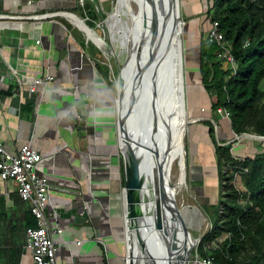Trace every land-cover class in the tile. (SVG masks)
<instances>
[{"label":"crops","instance_id":"crops-1","mask_svg":"<svg viewBox=\"0 0 264 264\" xmlns=\"http://www.w3.org/2000/svg\"><path fill=\"white\" fill-rule=\"evenodd\" d=\"M79 1L0 0V143L13 154L26 143L43 154L37 173L51 185L49 202L57 215L49 220V227L62 264H125L124 162L115 103L119 84L112 74L107 80L98 71L100 59L88 46L90 41L99 46L64 14L85 21ZM90 1L94 10L101 2ZM181 4L188 22L184 39L188 115L213 119L203 111L216 98L209 97L199 70L201 37L211 28L206 15L209 2L181 0ZM98 12L105 20L96 19L102 23L95 22L96 29L112 23L119 31L121 22L114 14ZM121 40L115 34L110 46H118ZM101 41L97 36L102 45ZM111 52L116 58L113 47ZM46 75L54 80L31 93L33 79ZM84 121L86 136L79 134ZM220 123L218 139L235 141L230 118L223 116ZM189 139L196 193L201 201L214 203L219 195L215 152L205 138L194 140L192 130ZM240 142L233 147L236 155L264 150V141L250 138ZM17 187L15 180L0 178V247L14 251V258L24 242L27 207L16 203ZM57 225L62 234L54 232ZM20 264H33L26 247L21 248Z\"/></svg>","mask_w":264,"mask_h":264},{"label":"trees","instance_id":"trees-1","mask_svg":"<svg viewBox=\"0 0 264 264\" xmlns=\"http://www.w3.org/2000/svg\"><path fill=\"white\" fill-rule=\"evenodd\" d=\"M208 2L207 20L210 26L218 23L224 39L218 42L209 36V31L201 37L199 70L209 97L216 98L203 112L212 115L220 130L221 111H227L234 136H264V0ZM84 8L88 16L94 14L95 19L105 20L103 14L93 12L90 0H85ZM86 23L94 28L92 19ZM226 50L235 65L223 57ZM96 66L110 79L106 63L97 62ZM112 86L115 88L114 83ZM191 130L194 140L201 136L214 150L219 181L217 201L202 205L211 226L201 237L198 257H211L215 264H264V150L236 155L233 147L250 138L226 143L218 139L217 130L208 121L199 122ZM124 174L123 167L125 185ZM14 197L16 203L27 205L24 242L17 249V258L12 256L14 251L0 247V264H20L27 229L37 225L29 204L18 193Z\"/></svg>","mask_w":264,"mask_h":264},{"label":"bare ground","instance_id":"bare-ground-1","mask_svg":"<svg viewBox=\"0 0 264 264\" xmlns=\"http://www.w3.org/2000/svg\"><path fill=\"white\" fill-rule=\"evenodd\" d=\"M125 1L127 3L129 12V1L135 2L137 10L133 13L130 12L134 27H132L130 39L126 40L127 37L125 36H128L126 34L124 35L122 33V36L126 42H129L130 45L133 43L141 44V49L144 50V59H148L149 55L148 51L144 48L146 47L147 42L151 38L153 39L155 31L158 33L162 29V24L168 26L165 36L154 53L155 55L153 57L151 69L144 70V75L147 82L143 88V96L145 101L144 105H146L148 114L151 113L150 110L152 109V107L149 106V103L151 105V93L153 91V84L155 83L157 85L156 91L158 93V103L155 113L156 120L153 125L152 123L150 124L151 128L150 132H147L146 146L142 148L143 155L141 160H143V164H145L144 168L146 176L144 178L145 183H143V197L141 196L142 198H138V200L140 201L144 214L147 213V204L149 200H152V197L155 193L153 184L157 182L158 176H160L162 173L164 187L163 190L165 191L163 192V196H165L163 202L165 204L164 208L166 215L168 216L167 220H169L172 223V226H174L173 228H175V246L181 254H184L187 246L192 247L201 239V237H196L191 231L190 223L188 222V219L184 215L183 211L180 209L177 199L178 194L181 193L180 191L186 183L185 133H187V123L185 118H182V103L180 101L179 95L177 94V89L179 87V74H177V72L181 67V58L184 74V88L186 89L183 42L181 36L183 31L182 25L184 24L183 22L180 24L179 21L172 24L170 0H153L152 5L154 4V9L153 6L148 4L146 0ZM121 3L122 0H120L117 11L119 23H123ZM76 22L82 25L80 20L76 19ZM87 34L90 38H93L97 41V35L90 31H88ZM102 46H105L104 42ZM136 66L137 61L133 56L132 61L129 62L124 68V78L126 83L130 84ZM121 87L122 85H120V88ZM139 95L140 92L136 93V96L139 97ZM123 110L124 99L120 97L119 111L121 118L123 115ZM185 110L186 103L184 111ZM145 116L146 115H144L143 112H137V119L141 122L139 123V127L136 128V134L138 136L141 135V126H143L142 122L145 119ZM150 119L151 117L147 119V121ZM178 160H180V174L174 176L173 169ZM175 170L177 169L175 168ZM176 173H178V170ZM174 178H176V180H174ZM172 207H174L176 210H180L184 225L186 226L187 230L182 229L178 215ZM137 254L138 253L136 250L135 256Z\"/></svg>","mask_w":264,"mask_h":264},{"label":"water","instance_id":"water-1","mask_svg":"<svg viewBox=\"0 0 264 264\" xmlns=\"http://www.w3.org/2000/svg\"><path fill=\"white\" fill-rule=\"evenodd\" d=\"M148 4L152 5L153 0H146ZM154 9V4L152 5ZM171 13H172V24L179 21L180 24L183 22L181 17V0H170ZM65 16H68L73 21L76 22V19L82 22V25L76 24L82 28L86 34L88 31L97 35L91 27L86 24V22L80 19L74 14L64 13ZM76 18V19H75ZM104 22V21H102ZM185 22V21H184ZM82 26V27H81ZM134 28V27H133ZM168 30V26L162 24V29L155 35L153 39L151 38L146 47H144L149 55L148 59L143 58L144 50L141 49V44H131L130 55L124 63L121 73L119 75V81L124 80L122 87L118 85L117 89V98H116V109L118 113V134H119V144L121 149V155L124 162V172H125V187L123 190V202H124V219H125V242L127 245V254H126V264H190V255L192 249L197 247L200 243V240L197 244L192 247L187 246L185 253L181 254L180 251L175 246V228L172 226V223L167 220L168 216L164 208V197L163 192V175L161 173L158 176L157 182L153 184L154 187V196L152 200H149L147 213L144 214L140 201L138 200L143 197V183L145 178V164L141 157L143 155L142 148L146 146L147 142V132H150V124L155 122L156 117L155 113L157 110L158 103V93L156 91V83L153 84V91L151 93V113L148 114L146 105H144V86L147 82L144 75V70H150L152 66V61L154 53L159 47L163 37ZM154 31V28H153ZM88 38L93 40L104 52L106 56H110V52L107 51L108 43L107 41L101 38L105 46L99 45L93 38ZM133 56L137 61L136 69L134 70L133 77L129 83H126L124 78V68L126 65L132 61ZM179 74V87L177 89V94L179 95L180 101L182 103V118H185L187 127L189 124L194 123L198 120H207L215 129H218L217 123L211 118H191L189 115H186L185 103H186V89L184 88V74L181 58V67L177 72ZM178 77V76H177ZM176 77V79H177ZM139 86V87H138ZM140 92L139 97L136 96V93ZM142 95V96H141ZM124 99V110L121 118L119 111V99ZM143 112L146 115L143 120V126H141V135H137V129L139 123L137 119V112ZM151 119L147 121V119ZM86 122H82L79 127V134L82 136L87 135V126ZM148 126V127H146ZM218 131V130H217ZM137 135V136H136ZM241 137L257 139L264 141V136H256L250 134H243ZM139 194V196H138ZM142 196V197H141ZM175 207V206H174ZM172 207L178 215L179 222L182 225L183 230H187L184 225L182 215L179 209ZM176 227V226H175ZM152 232V233H151ZM137 250V255L135 252ZM139 251V252H138ZM135 256V258H134Z\"/></svg>","mask_w":264,"mask_h":264},{"label":"built area","instance_id":"built-area-1","mask_svg":"<svg viewBox=\"0 0 264 264\" xmlns=\"http://www.w3.org/2000/svg\"><path fill=\"white\" fill-rule=\"evenodd\" d=\"M79 2L84 8L85 0H80ZM118 5V0H101L99 7L96 8L97 10L93 9V12L110 8L114 10L112 13L114 14L118 11ZM1 17L15 18L16 16ZM86 18L92 19L94 22L97 21L94 14L92 18L86 14ZM101 25L102 23L99 22L98 26ZM218 26V23L214 22L208 34L211 38L221 42L224 39V35L219 31ZM223 57H226L235 65L234 58L231 56L229 50L223 53ZM53 80L54 77L52 75L35 78L29 91L36 93L39 87ZM225 116L229 118L227 111L225 112ZM241 138V136H236V140H240ZM43 160V154L28 143L21 146L15 154L5 150L0 143V178L2 180L11 179L16 181L18 195L29 204L31 212L37 221V225L29 227L26 232V249L32 254L33 264H62L57 254V244L51 236L49 227V220L57 215L49 202L51 185L48 178L37 173V166ZM54 232L62 234L63 229L57 225ZM193 264H215V262L211 257L200 258L196 253Z\"/></svg>","mask_w":264,"mask_h":264},{"label":"rangeland","instance_id":"rangeland-1","mask_svg":"<svg viewBox=\"0 0 264 264\" xmlns=\"http://www.w3.org/2000/svg\"><path fill=\"white\" fill-rule=\"evenodd\" d=\"M118 3L120 4V0H118ZM129 6H130V12L131 13H133L137 10V6H136L135 2L129 1ZM182 10H183V7L181 4V17L183 19V24H184V25H182L183 31H182L181 36H182V42H183L184 54H185V45H184L185 26L187 25L188 22L185 20L184 17H186V16L183 15L184 10L183 11ZM103 11L105 12V15L107 14L106 16H108V15H111L114 10L107 8ZM121 12H122L123 23L121 22L122 23L121 26H119V28L117 29V30H119L118 32L116 30H114L115 27L113 28L112 23H111V25H107L106 27H104V26L101 27L103 30H100V28L96 29V27L94 25V28L97 31L98 35L103 37L107 41V43L109 44L107 47V51L110 52L111 57L105 56L102 49L100 47H97L92 41H90V45L88 46V50L91 52V54L93 53L94 55H96V57L98 56V58L100 59V63L102 61L103 63H106L109 66L110 75L112 74V76H111L112 79L115 81L116 84L122 85L124 80L119 81V75L121 73V70H122V67H123L125 61L127 60V58L130 55L131 45L129 44L128 41L126 42V40L130 39V34L132 31V27H133L132 16H131L130 12L128 11L127 3L125 0H122ZM113 17H115L118 20L117 11L114 13ZM84 19L86 22L88 21V19L86 18V15L84 16ZM96 22L99 23V20H97ZM122 33L124 35L125 34L128 35V36H125V37H127L125 42H124V38L122 36ZM115 34H116V40H117V36H118V41H119V39L121 40V38H123L121 40V42H119L118 46H115V45L112 46L113 50H115L114 54H116V56H117L116 58H114V55H112L113 54L111 52L112 47L110 46V43H111L110 40L111 41L113 40V37L115 36ZM122 44H123V46H122ZM99 45H101V44H99ZM113 74H114V77H113ZM105 78L107 79L108 77H105ZM107 80H109V79H107ZM185 80H186V78H185ZM221 113L223 116H225V114L223 112H221ZM186 115L188 116L187 101H186ZM189 119H191V117ZM199 122H202V120L189 124V126L186 129V132H187V133H185V150H186V183H185V186L186 187L185 186L182 187V189L180 191L181 193H179L180 195L178 194V198H177L178 199V205H179L180 209L183 211L184 215L187 217L188 222L190 223V226H191V231L193 232V234L196 237H198V236L202 237V235L205 234L211 226L210 219H209L207 213L205 212V210L203 209V206H202L203 201H201L199 199V197L196 193L195 183L192 182L191 173H190L191 162L189 161V152H188L189 144H190L189 143L190 142L189 132H190L191 128L194 127L195 125L197 126ZM235 138L236 137L234 136V139ZM246 142H249V139H246ZM179 165H180V160H178L176 162L175 167L173 169V175L174 176L175 175L177 176V174H180ZM175 168L178 170V173H176L177 170H175ZM176 178H174V180H176ZM197 247H194L192 249V252L190 255V264H193L194 259L196 258ZM124 257H125L124 260H125V264H126V255Z\"/></svg>","mask_w":264,"mask_h":264}]
</instances>
